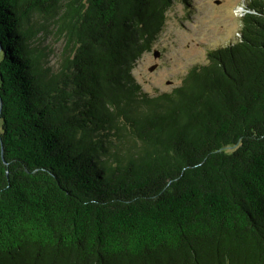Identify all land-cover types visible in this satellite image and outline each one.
Wrapping results in <instances>:
<instances>
[{
    "label": "trees",
    "instance_id": "1",
    "mask_svg": "<svg viewBox=\"0 0 264 264\" xmlns=\"http://www.w3.org/2000/svg\"><path fill=\"white\" fill-rule=\"evenodd\" d=\"M177 1L0 0V264H264V0L150 95Z\"/></svg>",
    "mask_w": 264,
    "mask_h": 264
},
{
    "label": "rangeland",
    "instance_id": "2",
    "mask_svg": "<svg viewBox=\"0 0 264 264\" xmlns=\"http://www.w3.org/2000/svg\"><path fill=\"white\" fill-rule=\"evenodd\" d=\"M247 0H187L174 2L166 13L162 31L151 51L136 62L132 74L144 92L150 95L171 91L181 84L194 66L207 63V54L237 40L240 17ZM43 45L51 53V64L61 44L46 38ZM159 53L153 57V51ZM155 65L154 71L149 68Z\"/></svg>",
    "mask_w": 264,
    "mask_h": 264
},
{
    "label": "water",
    "instance_id": "3",
    "mask_svg": "<svg viewBox=\"0 0 264 264\" xmlns=\"http://www.w3.org/2000/svg\"><path fill=\"white\" fill-rule=\"evenodd\" d=\"M153 57L154 58H158L159 57L158 51H156V50L153 51ZM154 69H155V65L150 67L149 71L152 72V71H154ZM0 114H1V100H0Z\"/></svg>",
    "mask_w": 264,
    "mask_h": 264
}]
</instances>
